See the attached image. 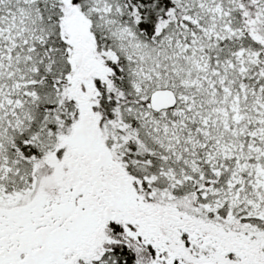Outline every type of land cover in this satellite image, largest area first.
<instances>
[{
  "label": "snow or ice",
  "instance_id": "snow-or-ice-1",
  "mask_svg": "<svg viewBox=\"0 0 264 264\" xmlns=\"http://www.w3.org/2000/svg\"><path fill=\"white\" fill-rule=\"evenodd\" d=\"M0 264H264V0H0Z\"/></svg>",
  "mask_w": 264,
  "mask_h": 264
}]
</instances>
